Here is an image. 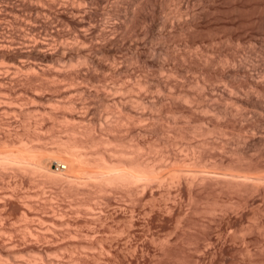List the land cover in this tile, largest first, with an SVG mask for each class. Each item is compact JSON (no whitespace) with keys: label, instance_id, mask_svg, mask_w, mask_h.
Segmentation results:
<instances>
[{"label":"bare ground","instance_id":"1","mask_svg":"<svg viewBox=\"0 0 264 264\" xmlns=\"http://www.w3.org/2000/svg\"><path fill=\"white\" fill-rule=\"evenodd\" d=\"M154 191L198 252L264 264V0H0V264H127L160 219L101 195Z\"/></svg>","mask_w":264,"mask_h":264},{"label":"rangeland","instance_id":"2","mask_svg":"<svg viewBox=\"0 0 264 264\" xmlns=\"http://www.w3.org/2000/svg\"><path fill=\"white\" fill-rule=\"evenodd\" d=\"M203 8H204V6H202ZM202 8L201 9H199V10H197V11H199V12H202ZM204 11V10H203ZM233 30H235L234 28H232ZM61 129V128H60ZM60 129H58V130H60ZM46 130V129H45ZM44 130V131H45ZM54 130H57L56 128L54 129ZM53 130V131H54ZM48 130H46V134L47 133H49V131L47 132ZM57 133H60V131L58 132V131H56ZM38 176V175H37ZM46 178V179H45ZM37 179H39V180H37ZM37 184L39 185V187L37 186V184L35 183V186L33 187V189L34 188H39L37 191H38V193H42L40 196H38V194H37V197L38 198H42V199H36V196H34L35 198V200H36V203H37V201L39 202V204H40V206H41V204H43L44 206H45V208H49L50 207V205H53L56 201H53V200H57L58 199V201H59V203H61L62 205L64 204L65 206H67V204L70 202V198H72L71 196H68L67 197V195L66 194H62L61 193V191H58L57 190V188H59V185H58V187H57V185H56V183H54V180H52V179H47V177H45L44 176V178H43V176L42 175H39L38 177H37ZM50 181V182H49ZM49 182V183H48ZM41 185V186H40ZM44 185V186H43ZM50 185V186H49ZM43 186V187H42ZM44 190H43V189ZM49 188H51V189H49ZM55 189V190H54ZM60 190V189H59ZM47 193H46V192ZM49 191L52 193V195H51V193H49ZM57 191H58V193H60L59 195H58V197L59 198H57V194L55 195V193H57ZM155 192V191H154ZM157 192V191H156ZM151 193L152 194V196L153 197H155V198H152L154 201L152 202V200H151V194H150V192H149V194L147 193H145L146 195H136V197L135 196H132L131 195V197L129 198V195H124V194H111V195H101L102 196V198H103V200L104 201H107V200H109V201H111L110 203L112 204V206H110V210H109V214H106V216H105V220L106 221H108V222H110V223H112V222H114V221H116V222H120V218H122L124 215H126V219H128L129 218V220L130 221H132L133 223H135V224H139V223H141V224H148L149 223V221L150 222H152V221H154L153 222V224H155L154 225V229L157 227V221L156 220H159L160 219V221H158L159 222V225H158V228H159V226L161 227V231L159 230V229H155L156 231L157 230H159V232H158V235H157V239H156V242H155V244H154V242L153 243H151L150 241H148L147 239H149V237H148V235H146V238H145V240H143V242H141L140 240H138L137 242H135V241H133V243H131L133 246H135V247H137V249L135 250V251H133V253L132 252H127V254H126V256H127V258H126V262L128 261V263H130L131 262V264H160V263H162V264H224V259H222L223 258V256L222 255H224V252L221 250V244H216V245H214V246H212V247H210V249H209V251L208 250H206L207 252H205V254H204V251H205V249H201L199 252L196 250V248L195 247H193V245L195 246L196 244V242L200 239V240H203L204 239V235H208V233H209V231H208V229H205V226H203V225H200L199 227H193L194 225L192 224V227H191V223L193 222V220H192V218L190 219V218H188L189 216H190V214H192L191 216H193V213L192 212H189V209H190V207H188L187 205V203H188V195L186 194V193H184V194H182V196L183 195H185L184 197H183V199H186V200H183L182 199V196L181 195H179L180 196V198H181V200H180V198H179V196H173V195H175V194H171V195H169V198H168V194H163V193H160V194H163V196H167V197H165L166 199L168 198L169 200H171V199H173L174 197H176V198H174L173 200H175V202H177V200L179 199V201L178 202H182V203H185V206L186 207H188V208H186L185 206H183V204L182 205H180V203H178L177 202V204H175V202H171L170 203V201H168V199H167V201L165 200V199H163V196L161 195L160 197H162L161 198V200L159 201V203H161V205H162V207H160V209L161 208H163L164 206H163V204H165L164 203V201H166L168 204L170 203L171 205H173L174 204V206H175V211H174V209H173V211H172V208L170 209V211L169 210H167V211H163L164 209H162V210H160L159 209V207L157 208V206L156 207H154L155 206V204L157 205L158 204V206H161L158 202L156 203V201H157V198L158 199H160V197H158V192L157 193ZM43 193H44V195H43ZM46 194V195H45ZM49 194V195H48ZM54 195V196H53ZM124 195V196H123ZM56 196V197H55ZM49 197H52V202H54V203H52V204H50V202L51 201H48V198ZM67 197V198H66ZM138 197V198H137ZM143 197V198H142ZM171 197V198H170ZM47 199V200H45V199ZM55 198V199H54ZM63 198V199H62ZM64 198H65V200H64ZM60 199V200H59ZM62 199V200H61ZM67 199H69V200H67ZM128 201H127V200ZM131 199V200H130ZM148 200L147 202L145 201V200ZM162 199L164 200V201H162ZM41 200H44V202H45V204H44V202H41ZM64 200V201H63ZM102 200V199H101ZM133 200V201H132ZM183 200V201H182ZM203 200H205L206 201V199L205 198H203ZM203 200H202V202H203ZM48 201V203L50 204H48V203H46ZM152 202V207H154L153 209V213H151V214H147V213H144L143 215H142V210H139L140 209V207L143 205V204H147L148 203V207H149V209L151 208L149 205V202ZM185 201H187V203L185 202ZM204 201V202H205ZM68 202V203H67ZM121 202V203H120ZM131 202V203H130ZM146 202V203H145ZM150 202V203H151ZM163 202V203H162ZM56 203H58V202H56ZM55 203V204H56ZM118 205H117V204ZM119 203H120V205H121V207H120V205H119ZM130 203V204H129ZM143 203V204H142ZM155 203V204H154ZM127 204H129V205H127ZM153 204H154V206H153ZM187 204V205H186ZM42 205V206H43ZM49 206V207H47V206ZM114 205H116V207H113ZM176 205H178V206H182L181 208L183 209V213H186V215L184 216L183 214H182V217H186V218H188L187 220H186V218H183V220H182V217H181V219H180V217H176L175 216V214L176 215H179V216H181L180 214H178L177 213V211L178 210H180L181 208L180 207H178V208H176L177 206ZM37 206H39L38 205V203H37ZM118 206V207H117ZM145 207H147L146 205H144ZM123 207V208H122ZM126 207V208H125ZM134 208V209H133ZM116 209V210H115ZM148 209V208H147ZM156 209H158V210H156ZM178 209V210H177ZM182 209H181V212H182ZM46 210V209H45ZM49 210V209H48ZM122 210V211H121ZM191 210V209H190ZM130 211H131V214H130ZM133 211V212H132ZM158 211V212H157ZM161 211H163L162 213H161ZM188 213H187V212ZM114 212V214H112ZM134 212H137V213H134ZM150 212V211H149ZM156 212L157 213H159L160 215H162L163 216V223L161 222L162 221V218H160V217H155V216H157L156 215ZM166 212H170V214H169V216L167 215L168 213H166ZM174 214H173V213ZM179 212V211H178ZM165 213V214H164ZM190 213V214H189ZM136 214V215H135ZM159 214H158V216H159ZM82 215V214H81ZM109 215H110V217H109ZM153 215H154V217H153ZM165 215V216H164ZM173 215V216H172ZM83 216V215H82ZM116 216V217H115ZM128 216V217H127ZM132 216V217H131ZM148 216V217H147ZM152 216V218L153 219H150V217ZM170 216H172V217H170ZM112 217V218H111ZM125 217V216H124ZM123 217V218H124ZM173 217H175V219L173 218ZM114 218V219H113ZM180 219V221H179V219ZM150 219V220H149ZM155 219V220H154ZM171 219H173V220H171ZM185 219V220H184ZM114 220V221H113ZM174 220H178L177 222L179 223V224H177V222L175 221L174 222ZM190 220L192 221V222H190ZM188 222L187 223V225L188 226H185L186 224H184L183 225V223L184 222ZM160 222L162 223V224H160ZM165 222V223H164ZM183 222V223H182ZM185 222V223H186ZM189 222H190V225H189ZM176 223V226L174 227V224ZM182 223V224H181ZM144 224V225H145ZM178 225H179V227H178ZM181 227V228H180ZM188 228V229H187ZM190 228H192V229H190ZM198 228H199V230H198ZM165 229V230H164ZM194 229H196V230H194ZM154 230V231H155ZM175 232H174V231ZM192 230H194V231H192ZM207 230V231H206ZM155 231V232H156ZM184 231V232H183ZM189 231V232H188ZM206 231V232H205ZM160 232H162L161 233V235L163 236L164 235V233H165V235H164V237L165 236H167V233L169 234L170 232L172 233V235L170 234V236H172V237H168V241L170 242V244H168V246H167V243H169V242H167V237H162L161 235H160ZM189 233V234H188ZM180 234V235H179ZM194 234V235H193ZM159 235H160V237H159ZM175 235V236H174ZM182 235V236H181ZM184 237V238H183ZM197 237V238H196ZM160 238V239H159ZM161 238L163 239L162 240V243H161ZM171 238L173 239V240H171ZM186 238V239H185ZM193 238V239H192ZM191 239V240H190ZM198 239V240H197ZM197 240V241H196ZM144 241H147V242H145L144 243ZM184 241H185V243H184ZM132 242V241H131ZM140 242V244H138V245H136L137 243H139ZM160 243V244H157V243ZM165 242V247H164V245H163V243ZM171 242H173V244L174 245H172L171 244ZM175 242V243H174ZM192 242V243H191ZM147 243V244H146ZM177 243V244H176ZM144 246H143V245ZM141 245V246H140ZM173 246V248H174V250H173V248H170V247H172ZM178 245H180V247L178 246ZM146 246V247H145ZM156 246V247H155ZM140 247H142L144 250H142ZM159 247H161V248H159ZM163 247V248H162ZM167 247V248H166ZM185 247V248H184ZM213 247H215V248H213ZM149 248V249H148ZM169 248H170V250H169ZM147 249V250H146ZM153 249V250H152ZM156 249H157V251H156ZM165 249V250H164ZM168 251H167V250ZM174 251V252H172V250ZM181 249V250H180ZM186 249V250H185ZM193 249H195V250H193ZM137 250H139V251H137ZM146 251V252H145ZM148 251V252H147ZM159 251V252H158ZM167 251V252H166ZM182 251V252H181ZM211 251V252H210ZM144 252V253H143ZM158 252V253H157ZM184 252H186V253H184ZM198 252V253H197ZM201 252V253H200ZM208 252H209V254H208ZM131 255V253H132V255L133 254H137V256H135L136 257V259L134 258V260H132L133 258H130L131 256L129 255V254ZM155 253V254H154ZM168 253V254H167ZM172 253H174V254H172ZM200 253V254H199ZM170 254V255H169ZM179 254V255H178ZM149 255V256H148ZM156 255V256H155ZM204 255V256H203ZM213 255V256H212ZM139 256V257H138ZM154 256H155V258H154ZM190 256V257H189ZM194 258H193V257ZM138 257V258H137ZM144 257V258H143ZM151 257V258H150ZM160 257V258H159ZM166 257V258H165ZM176 257V258H175ZM196 257V258H195ZM214 257V258H213ZM222 257V258H221ZM164 258H165V260H164ZM180 258V259H179ZM167 259V260H166ZM198 259V260H197ZM138 260V261H137ZM140 260V261H139ZM163 260V261H162ZM196 260V261H195ZM199 260H201V261H199ZM159 261V262H158ZM166 261V262H165ZM177 261H178V263H177ZM184 263H183V262ZM198 261H199V263H198ZM206 261V262H205ZM210 261H212V262H210ZM215 261V262H214ZM138 262V263H137ZM145 262V263H144ZM182 262V263H181ZM223 262V263H222ZM127 263V264H128ZM226 263V262H225Z\"/></svg>","mask_w":264,"mask_h":264}]
</instances>
